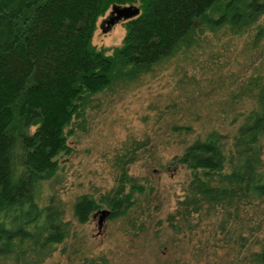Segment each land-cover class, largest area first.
Returning a JSON list of instances; mask_svg holds the SVG:
<instances>
[{
	"label": "trees",
	"instance_id": "16d2710c",
	"mask_svg": "<svg viewBox=\"0 0 264 264\" xmlns=\"http://www.w3.org/2000/svg\"><path fill=\"white\" fill-rule=\"evenodd\" d=\"M133 2L139 12L125 19L121 44L93 43L97 19L113 4ZM262 12L264 0H0V264H38L69 236L59 202H45V189L59 155L71 153L70 125L84 117L94 95L117 79L150 72L189 46L197 31H241ZM257 85V106L232 148L225 151L221 133L212 129L173 159L191 174L167 220L174 235L215 220L200 243L225 247L218 264H264V235L256 234L261 224H251L264 200V84ZM133 157H116L117 185L98 200L89 193L76 198L77 222H86L100 201L109 218L126 216L131 227L144 228L135 219L148 210L142 206L147 193L126 170Z\"/></svg>",
	"mask_w": 264,
	"mask_h": 264
},
{
	"label": "rangeland",
	"instance_id": "374dc122",
	"mask_svg": "<svg viewBox=\"0 0 264 264\" xmlns=\"http://www.w3.org/2000/svg\"><path fill=\"white\" fill-rule=\"evenodd\" d=\"M109 11L97 19L92 38L97 46L122 42L125 19L108 25ZM259 82L264 84V12L241 31L227 26L197 31L189 46L182 45L150 72L117 79L94 95L84 117L70 125L71 153L59 155V168L45 189V202H59L69 236L38 264H89L101 257L107 264H218L225 247L200 243L215 220L179 235L167 220L191 174L173 159L212 129L221 133L225 151L232 148L247 112L257 106ZM260 142L264 169V134ZM117 156H134L126 170L147 193L142 206L148 210L135 219L144 228L131 227L126 216L107 215L99 224V210L109 209L100 201L86 222H77L73 203L80 194L98 200L117 185ZM248 214L245 208L244 220ZM252 217L251 224L262 228L256 234L264 235V200Z\"/></svg>",
	"mask_w": 264,
	"mask_h": 264
},
{
	"label": "water",
	"instance_id": "95a60500",
	"mask_svg": "<svg viewBox=\"0 0 264 264\" xmlns=\"http://www.w3.org/2000/svg\"><path fill=\"white\" fill-rule=\"evenodd\" d=\"M138 12L139 7L136 2L127 4H113L109 11V15L104 19V21L110 25L122 18L129 19L135 16ZM99 213V224H101L102 219L109 215L110 210L108 208H103L99 210Z\"/></svg>",
	"mask_w": 264,
	"mask_h": 264
},
{
	"label": "flooded vegetation",
	"instance_id": "af4514ba",
	"mask_svg": "<svg viewBox=\"0 0 264 264\" xmlns=\"http://www.w3.org/2000/svg\"><path fill=\"white\" fill-rule=\"evenodd\" d=\"M108 15H109V13H108ZM108 15H107V16H108Z\"/></svg>",
	"mask_w": 264,
	"mask_h": 264
}]
</instances>
